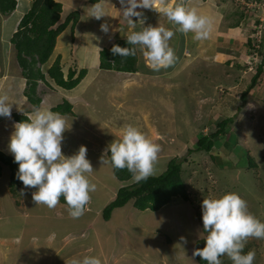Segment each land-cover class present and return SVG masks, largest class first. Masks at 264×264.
Listing matches in <instances>:
<instances>
[{"label": "rangeland", "instance_id": "1", "mask_svg": "<svg viewBox=\"0 0 264 264\" xmlns=\"http://www.w3.org/2000/svg\"><path fill=\"white\" fill-rule=\"evenodd\" d=\"M57 1L63 4L64 16L82 10L80 21L90 16V8L95 5L88 0ZM221 1L228 3L223 24L232 27L225 39L232 40H226L219 49L222 54L217 55L214 40L196 41L193 33L179 50L178 26L163 14L147 15L145 27L164 26L174 32L169 45L175 52V63L158 72L147 66L139 49L137 71L100 69V38L96 30L101 20L91 16L85 30H81L83 24L77 25L74 43L67 50L70 55L73 49L72 62L80 63L79 68H85L87 75L71 89L57 86L48 77L47 82L39 80L36 92L41 102L36 108L50 110L64 100L72 104V113L61 114L70 127L63 133L62 152L71 156L81 145L86 146V158L94 170L88 179L97 186L96 191L90 193L91 202L84 215L73 219L62 203L54 209L36 205L32 200L36 190L25 189L23 184L11 192L10 171L2 165L0 264H70L72 259L84 256H95L102 264H195L194 242L207 236L203 231L202 201L227 193L239 194L248 210L264 222V64L254 87L241 98L256 65L264 63V0ZM100 4L105 11L104 4ZM20 8L23 9V1L11 20L21 13ZM136 19L135 26L124 33L121 27L129 24L126 19L111 23L116 28L111 39L142 30ZM68 29L58 35L51 56L41 65L43 71L61 55V46L66 47V38L71 34ZM11 47L9 65L0 64V75L8 66L9 72L20 75L21 68ZM26 108L16 113L30 110ZM226 117L232 120L211 150L195 151L198 137L213 132L216 123ZM128 125L161 145L154 175L160 174L171 158L186 157L182 169L191 201L174 197L156 211L136 209L129 201L115 208L108 220L103 219L101 210L117 189L136 182L133 177L119 181L111 164H102L100 159ZM246 152L258 162L257 167H246ZM250 250L256 253L254 264H264V239H249L243 253ZM220 259L222 264H232L226 255Z\"/></svg>", "mask_w": 264, "mask_h": 264}, {"label": "clouds", "instance_id": "2", "mask_svg": "<svg viewBox=\"0 0 264 264\" xmlns=\"http://www.w3.org/2000/svg\"><path fill=\"white\" fill-rule=\"evenodd\" d=\"M119 2L129 25L135 26L132 18L136 17L142 24V30L133 31L126 37L127 44L132 47L113 45L111 52L122 58L135 57L139 49L153 71L167 69L175 63V52L169 45L174 32L164 26L145 27L143 12L137 9L163 14L169 22L178 26L177 31L185 35L193 33L196 41L207 40L211 36L212 18L200 14L195 7L186 6L185 0H178L173 5L168 0ZM90 16L99 20L107 15L102 5L97 3L90 8ZM100 28L105 34L109 32L107 23L101 24ZM12 104L6 93L0 94V116L11 119ZM18 111H21L19 107ZM69 128L60 113L35 108L26 121L14 124L8 148L14 162L19 165L17 179L25 189H37L32 193L33 202L54 209L63 197L69 215L79 219L91 202L90 193L95 192L97 186L88 179L94 170L86 158V146L81 145L71 156H65L62 152L63 133ZM161 150L160 144L128 125L123 129L121 138L111 142L100 159L102 164L110 163L114 169H127L139 183L155 174ZM21 194H24L23 189ZM201 206L203 231L207 236L205 246L194 249L192 256H199L207 264H222L220 258L225 255L232 264H254L255 251L244 254L243 250L249 239H264V222L248 210L247 202L237 193H227L219 198H204ZM181 240L187 243L184 237ZM70 264L102 262L95 256H84L72 259Z\"/></svg>", "mask_w": 264, "mask_h": 264}, {"label": "trees", "instance_id": "3", "mask_svg": "<svg viewBox=\"0 0 264 264\" xmlns=\"http://www.w3.org/2000/svg\"><path fill=\"white\" fill-rule=\"evenodd\" d=\"M88 1L95 3L99 0ZM217 2H221V0H217ZM16 5L17 0H0V16L8 15L15 9ZM62 13V4L57 0H30L29 9L21 16L17 29L10 38L17 63L21 68V74L26 80L24 95L34 108L38 107L41 102V98L36 92L39 80L47 82L46 77H48L57 86L64 89H71L79 84L87 72L85 68L72 65L67 69L66 74H64L60 55L56 56L45 71L41 68V65L45 64L51 56L58 35L66 28H69L71 34H73L74 26L78 21L79 12L77 10H73L65 16ZM239 15V17L243 16L242 14ZM126 37L118 38L109 46L99 49L98 67L100 69L121 72L137 71V54L135 57L129 56L122 58L120 55L114 56L111 52L113 45L132 47L127 44ZM262 38L264 39V35ZM183 39V34L179 32V50L184 48ZM248 40L250 42V39ZM262 52L264 55V51ZM225 62V64L228 63V61ZM263 64V61H261L256 65L255 72L249 84L241 93L242 99L245 98L246 94L254 87L261 76ZM50 110L60 114H69L72 113V104L68 100H64L52 106ZM11 117L17 122H23L27 120L28 116L25 113L14 112ZM231 120V117L223 118L216 123V128L213 132L200 135L195 142L196 147L194 150L210 151L214 142L224 134ZM194 150L189 149L188 152H194ZM245 155L246 167L255 168L258 166V162L253 156L248 155L247 152ZM108 156H110V152ZM185 158L186 157H182L178 159L177 157H173L168 161L166 168L160 174L152 175L147 180L140 181L139 183L134 182L132 184L120 186L115 192L114 197L102 208L101 215L103 219L108 220L115 208L122 207L129 201H132V205L136 209L151 211L159 210L164 205L170 203L174 197H179L185 202L191 201L187 190V184L183 177L184 171L182 169V162ZM2 165L9 168L10 175L8 185L10 191L15 192L14 187L23 184L17 179L19 165L14 162V156L0 150V175ZM112 172L119 181H127L132 177V174L127 169L117 170L112 167ZM30 189L37 190L35 188ZM60 203L66 205L63 197H61ZM204 246L205 238H198L195 240L194 249H202ZM195 258L198 264H207V262L202 260L199 256Z\"/></svg>", "mask_w": 264, "mask_h": 264}, {"label": "crops", "instance_id": "4", "mask_svg": "<svg viewBox=\"0 0 264 264\" xmlns=\"http://www.w3.org/2000/svg\"><path fill=\"white\" fill-rule=\"evenodd\" d=\"M21 1H23V9L20 8L21 13L17 14L15 18L11 20L13 14L18 9ZM100 2L104 4L105 13L107 16L105 19L103 18L99 19L101 21L97 25L96 33L98 37L100 38V42L98 41L99 45L97 46L98 51L99 49H101V47H107L114 41L111 39L112 38L111 35L113 31L116 30V28L115 27L113 28L112 24L118 23V21L120 22V20L121 21L125 20L123 13L121 11V5H120L119 0H99L95 2V4L100 3ZM168 2L169 4H171L172 2L174 4L178 2V0H168ZM185 3H186V6L188 7L197 8L200 14L206 15L212 18L213 28H212V33L209 39L214 40L215 42V55L219 53L222 54L221 52H219V49H222L226 40H232L231 37H229L230 39H225L226 37L229 36L228 34L232 33L231 32L232 27H226V25L223 24V22H225V19H223L225 8H226L225 6H227L228 3L223 2V1L217 2V0H185ZM29 6H30V0H17V5L12 12H10L8 15L0 16V64L1 65H5V66L9 65V62H10L9 59L12 57V53H13L10 38L12 34L15 32V30L17 29V25H18V22L21 16L29 9ZM62 8H63V4H62ZM80 11L81 13H79V18H80V15H84L83 11L82 10ZM137 11H141L143 12V14L146 15V16L144 15L145 16L144 19L146 18V21L148 20L147 15L149 13L152 15L156 13L151 10L148 11V9H137ZM90 17L91 16H87L84 21L83 20L80 21L78 18V21L76 22L74 29H73V34H70V38L69 37L66 38L67 43L64 44L66 45V47L64 48L63 46H61L60 57H61L62 69L65 70V74L67 72V69L72 65H76L77 67H80V63H78L76 60L75 62H72L75 59L74 56L71 54L73 49L72 48L70 49V55H69L68 54L69 51L67 50V47L70 48L71 44L74 43L75 37L77 35L76 31L79 30V28H77V25L83 24V27L81 28V30H85L84 25H86L89 22L88 18ZM92 19L95 20L96 18L92 17ZM132 19L134 21L136 17H133ZM103 23H107L109 25V32L107 34L101 31L100 25ZM126 25H124V27H121L123 29V30L121 29L123 33L130 27L132 28V26H130L129 24H126ZM237 31L238 32L241 31V28H238ZM188 35L189 33L187 35L183 34V38H184L183 47H184V42H186V38L188 37ZM69 39L71 40V43L68 41ZM64 64L66 65V68ZM9 68L10 66L7 67V71L5 70L0 75V94L6 93L9 96V103H13L12 112H18V107L21 110L22 108L28 106L30 110L26 108L28 110H24V113L27 116H29L30 114H32L34 109L32 108L33 106L27 101V98L24 95V88H25L26 80L22 76L21 72H20V75L17 73L14 74L12 72H9ZM86 75H87V72H86ZM15 123H18V122L13 120L12 117L11 119H8L6 117L0 116V150L3 151L4 153L6 152V154L8 153L11 156L13 155L10 153L8 145L10 142L11 134L14 132ZM192 259L195 260L196 258L193 257ZM195 264H198V262Z\"/></svg>", "mask_w": 264, "mask_h": 264}, {"label": "built area", "instance_id": "5", "mask_svg": "<svg viewBox=\"0 0 264 264\" xmlns=\"http://www.w3.org/2000/svg\"><path fill=\"white\" fill-rule=\"evenodd\" d=\"M250 67H251V66H250ZM251 68H252V67H251ZM251 68H250V69H251Z\"/></svg>", "mask_w": 264, "mask_h": 264}]
</instances>
